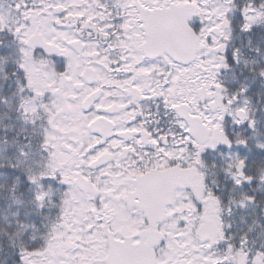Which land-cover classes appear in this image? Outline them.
Listing matches in <instances>:
<instances>
[{
  "label": "snow or ice",
  "instance_id": "1",
  "mask_svg": "<svg viewBox=\"0 0 264 264\" xmlns=\"http://www.w3.org/2000/svg\"><path fill=\"white\" fill-rule=\"evenodd\" d=\"M0 264H264V0H0Z\"/></svg>",
  "mask_w": 264,
  "mask_h": 264
}]
</instances>
